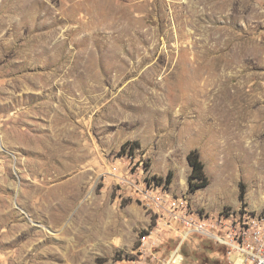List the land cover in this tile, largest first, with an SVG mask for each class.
Returning <instances> with one entry per match:
<instances>
[{
    "label": "rangeland",
    "instance_id": "374dc122",
    "mask_svg": "<svg viewBox=\"0 0 264 264\" xmlns=\"http://www.w3.org/2000/svg\"><path fill=\"white\" fill-rule=\"evenodd\" d=\"M169 172L264 213V0H0V264H227L138 200Z\"/></svg>",
    "mask_w": 264,
    "mask_h": 264
},
{
    "label": "built area",
    "instance_id": "2783aa9c",
    "mask_svg": "<svg viewBox=\"0 0 264 264\" xmlns=\"http://www.w3.org/2000/svg\"><path fill=\"white\" fill-rule=\"evenodd\" d=\"M134 184L145 211L222 247L227 264H264V213L230 209L213 215L194 209L186 195L171 192L154 176Z\"/></svg>",
    "mask_w": 264,
    "mask_h": 264
},
{
    "label": "trees",
    "instance_id": "16d2710c",
    "mask_svg": "<svg viewBox=\"0 0 264 264\" xmlns=\"http://www.w3.org/2000/svg\"><path fill=\"white\" fill-rule=\"evenodd\" d=\"M129 144H130L129 141L124 142L121 146V149L123 150ZM186 159H187V162L190 166V173H189L188 178H187L188 189L190 191H193L196 188H201V187L206 186L208 184V178H207L206 174L204 173V169H203L204 164L199 157L198 151L196 149L190 150L186 155ZM171 177H172V175L169 172L167 174V176L165 177V183L166 184L170 183ZM158 179H160V181H161L160 177ZM243 196H244V191L242 189H240V193H239L240 200L243 199ZM217 247H218V250L223 251L222 247H219V246H217Z\"/></svg>",
    "mask_w": 264,
    "mask_h": 264
},
{
    "label": "bare ground",
    "instance_id": "6f19581e",
    "mask_svg": "<svg viewBox=\"0 0 264 264\" xmlns=\"http://www.w3.org/2000/svg\"><path fill=\"white\" fill-rule=\"evenodd\" d=\"M175 255V257H174V261L173 262H179L180 261V259H181V257H180V255L178 254V255H176V254H174Z\"/></svg>",
    "mask_w": 264,
    "mask_h": 264
}]
</instances>
